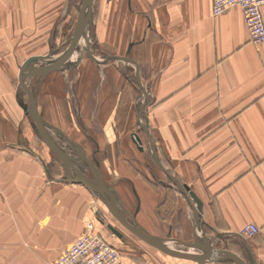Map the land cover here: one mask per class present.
<instances>
[{
	"label": "crops",
	"instance_id": "crops-1",
	"mask_svg": "<svg viewBox=\"0 0 264 264\" xmlns=\"http://www.w3.org/2000/svg\"><path fill=\"white\" fill-rule=\"evenodd\" d=\"M75 1L0 0V146L16 149L0 158L17 161L11 162L14 169L0 171L3 204L23 209L17 222L32 225L36 254L46 263L90 220L94 232L121 251L124 264H196L145 243L112 214L120 226L104 219L103 209L87 198V192L94 198L97 193L86 185L77 183L86 196L73 201L70 189L57 186L72 182L65 179L60 158L37 138L21 108L27 96L18 88L19 66L30 56L54 52L59 39L68 38ZM211 11V0H94L93 55L129 57L141 84L131 63L94 62L85 53L68 70L37 71L27 81L33 82L38 113L81 147L101 181L118 193L127 222L172 239L165 244L179 251L199 253L180 242L197 236L250 264H264V42L249 41L238 7L218 16ZM261 14L264 22V6ZM123 81L133 93L142 150L116 127ZM146 124L164 169L201 199L197 219L191 199L170 183L148 150ZM50 154L56 169L43 162ZM41 174L46 183L40 182ZM83 175L92 178L89 169ZM107 223L121 233L117 241L110 240ZM250 223L258 233L241 236Z\"/></svg>",
	"mask_w": 264,
	"mask_h": 264
},
{
	"label": "water",
	"instance_id": "water-1",
	"mask_svg": "<svg viewBox=\"0 0 264 264\" xmlns=\"http://www.w3.org/2000/svg\"><path fill=\"white\" fill-rule=\"evenodd\" d=\"M93 1L94 0H81V4L77 8L78 12L70 44L63 53L57 55L49 53L47 55L30 56L19 66L18 88L24 91L27 96V103H20V105L24 113L31 120L34 134L60 158L66 169V180L86 185L93 192L97 193V197L105 205L109 213L112 214L127 230L145 243L167 255L191 259L195 261L196 264H206L211 261H219L222 259L229 260L234 264H250L249 262L244 261L241 257L237 256L235 253L229 250L214 247L208 239L198 238L197 236H195L194 241L191 243L180 242L187 247L198 249L200 251L199 253H188L173 249L165 244L172 239L152 235L151 233L145 231L141 226L127 222L123 218L124 207L118 193L111 186L106 185L101 181L98 169H96L88 160L81 147L59 129L43 120L40 113H38L36 102L34 100V89H32L28 84L27 78L38 74L37 71L44 74L45 71L68 70L78 63L83 53H85V55L94 62H102L110 59H122L131 63L134 78L138 84H141L137 75V66L133 60L129 59V57H120L108 54H104L101 57L93 55L89 36ZM37 63H40L42 66L36 67L34 64ZM142 128L147 133L148 150L156 160L157 165L165 173L170 183L188 200L191 199L190 206L197 219V215L202 211L203 204L201 199L190 191L186 185L181 184L176 177L172 176L164 169L156 153L153 137L150 133L149 127L146 124L142 125ZM132 140L139 150L143 149V146H141L142 141L137 133H133ZM61 146L67 147L74 155L70 156L69 154L63 153L60 149ZM73 163L76 164V167ZM69 166L70 170L67 169ZM85 169H89L91 171L92 178L84 177L83 172ZM59 180H62V178ZM101 223L104 222L101 221ZM106 227L116 237H122L121 233L113 227L112 224L107 223Z\"/></svg>",
	"mask_w": 264,
	"mask_h": 264
},
{
	"label": "rangeland",
	"instance_id": "rangeland-1",
	"mask_svg": "<svg viewBox=\"0 0 264 264\" xmlns=\"http://www.w3.org/2000/svg\"><path fill=\"white\" fill-rule=\"evenodd\" d=\"M65 1L66 0H63V5L65 4ZM75 2L78 3L77 4V7H78L80 4L79 0ZM73 11H74V15L71 18V22L68 23V28L70 29L74 28L76 17H77L76 13L78 12L76 9ZM71 31L69 32L70 34L68 35V38L63 37L59 39L58 42L60 43V45H57L54 49V52H51V54L57 55V54L63 53L64 50L68 48L70 41H71V36H72ZM63 41L65 42L63 43ZM97 50L98 51H95V52H99V49ZM99 57H101V55H99ZM100 63H103V62H100ZM37 66H42V65H39V63H37ZM31 83H33L32 80L29 81V84ZM118 98H119V101L115 107L116 109L115 117H116V123H117L116 127L118 131L125 132L126 134L131 136V138H132L133 133H137L139 135V132L136 131L137 128L135 126L134 119H133V99H132L133 93L127 82L123 81L120 87ZM128 121H129V124H128ZM28 134L32 136L29 133V131H28ZM75 137L79 139L81 136L79 134V135H75ZM139 137L140 139L142 138L140 135ZM35 138L34 140L36 141ZM36 145H37V148L42 146V144L41 143L39 144L38 142L36 143ZM141 146H143L142 142H141ZM14 151H16V149L15 148L13 149L12 147H9V146L0 148V153L2 152L7 153V152H14ZM9 156L11 155H7V157ZM39 156L42 157V154L39 153ZM4 157H1V158H4ZM49 157L50 158H48V160L43 161L46 163L45 166L49 167L48 165H50L53 167L52 169H56L58 167L56 158H54L52 154H50ZM1 158H0V171H3L4 169H10V168L14 169L13 167L15 166L12 165L11 162H17V161L7 160V159L3 160ZM43 178H44V181H43ZM52 178H55V177H52ZM39 179L41 183L42 182L46 183L45 182L46 177L44 175L41 174V176H39ZM2 183L4 184L5 182H2ZM167 183H169L168 180H167ZM57 186L61 187V189H70V191H66V192L71 193V198L73 201L76 199H82L83 193L86 196L85 187L82 186L81 184L70 182L66 184L65 187L67 188L59 184H57ZM0 196H2V202L0 201V264H50V263H46L45 261L40 260V256L36 254L38 250L36 251L35 248H37L38 245L34 243L35 241L30 232L32 225L31 224L25 225L26 222H17V219H20L23 216L21 213L23 209L5 206L3 204L4 203L3 194L0 193ZM87 198L90 201L93 200L92 202L96 203L98 208L100 206L103 209L101 210L102 211L101 215L105 217L104 219L109 220L111 222L113 221L115 224L119 225L117 221L112 218V215L106 209L105 205L99 199L98 200L96 199L97 197L96 198L91 197V195L87 192ZM99 202H101L104 207H102ZM77 210L78 209L75 208V212ZM22 231H27V233H23ZM111 236L112 238L110 240L117 241L116 236L114 234Z\"/></svg>",
	"mask_w": 264,
	"mask_h": 264
},
{
	"label": "built area",
	"instance_id": "built-area-1",
	"mask_svg": "<svg viewBox=\"0 0 264 264\" xmlns=\"http://www.w3.org/2000/svg\"><path fill=\"white\" fill-rule=\"evenodd\" d=\"M262 6H264V0H211V12L214 16L232 7H238L241 10L249 41L253 44L264 42ZM84 228L85 230L50 264H124L121 251L94 232L90 220L85 222ZM258 231V227L250 223L244 225L239 234L243 237H252Z\"/></svg>",
	"mask_w": 264,
	"mask_h": 264
},
{
	"label": "bare ground",
	"instance_id": "bare-ground-1",
	"mask_svg": "<svg viewBox=\"0 0 264 264\" xmlns=\"http://www.w3.org/2000/svg\"><path fill=\"white\" fill-rule=\"evenodd\" d=\"M192 248V247H191Z\"/></svg>",
	"mask_w": 264,
	"mask_h": 264
}]
</instances>
